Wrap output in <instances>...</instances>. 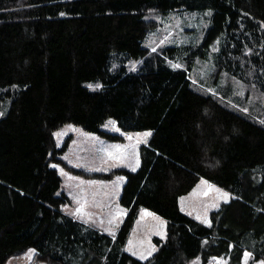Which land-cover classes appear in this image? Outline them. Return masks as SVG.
<instances>
[{
    "label": "trees",
    "instance_id": "16d2710c",
    "mask_svg": "<svg viewBox=\"0 0 264 264\" xmlns=\"http://www.w3.org/2000/svg\"><path fill=\"white\" fill-rule=\"evenodd\" d=\"M182 10L209 12L199 43L145 45L148 16ZM209 52L221 75L264 95V0H0V264L31 247L47 264H206L220 255L241 264L246 250L249 263L264 260V118L190 79ZM108 120L123 133L151 130L139 167L68 166L69 137L58 146L54 132L72 123L122 140ZM52 163L125 176L114 234L64 212L70 199ZM200 178L233 195L209 224L179 202ZM143 208L166 221L147 260L124 249Z\"/></svg>",
    "mask_w": 264,
    "mask_h": 264
},
{
    "label": "rangeland",
    "instance_id": "374dc122",
    "mask_svg": "<svg viewBox=\"0 0 264 264\" xmlns=\"http://www.w3.org/2000/svg\"><path fill=\"white\" fill-rule=\"evenodd\" d=\"M208 16V11L152 13L148 16L151 27L144 43L152 50L167 45L197 44L203 37ZM212 54L209 52L204 60L195 61L189 73L190 79L230 103L246 109L245 111L255 117L264 118V95L255 93L253 88L226 74L221 75V72L214 68ZM170 64L183 67L179 59H174ZM8 104V101L3 103L2 108L6 109ZM103 127L111 132L123 133L111 120ZM150 133L151 130L129 131L123 133L122 140L115 141L87 132L76 124L65 123L54 132V136L58 146L69 137L68 145L61 154L68 166L86 172L110 173L120 167L137 169L140 164V146L148 141ZM52 165L57 168L62 179L60 191L70 199V202L63 206L64 212L103 232L114 234L126 213L125 208L119 203L125 176L120 173L110 178L83 176L69 171L65 164ZM232 196L222 187L200 178L189 192L179 198V202L185 213L204 224H209L211 211L220 208ZM165 235V219L149 209H140L124 249L141 260H147L157 249L154 239H164ZM250 254L249 250L245 251L241 264H264L263 259L249 263ZM34 257L35 248L31 247L11 256L5 264H47L36 261ZM188 264L200 263L199 260L193 259ZM206 264H228V257L212 256Z\"/></svg>",
    "mask_w": 264,
    "mask_h": 264
}]
</instances>
